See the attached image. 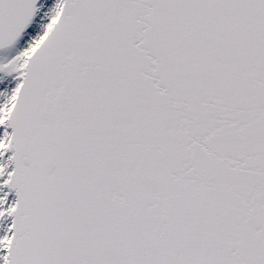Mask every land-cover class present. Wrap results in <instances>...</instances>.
Instances as JSON below:
<instances>
[{
  "label": "snow or ice",
  "instance_id": "snow-or-ice-1",
  "mask_svg": "<svg viewBox=\"0 0 264 264\" xmlns=\"http://www.w3.org/2000/svg\"><path fill=\"white\" fill-rule=\"evenodd\" d=\"M0 264H264V0H0Z\"/></svg>",
  "mask_w": 264,
  "mask_h": 264
}]
</instances>
